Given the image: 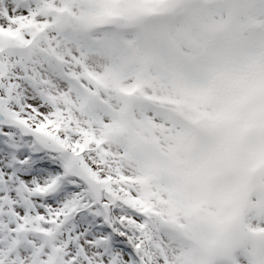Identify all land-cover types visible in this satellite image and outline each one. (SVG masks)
Returning a JSON list of instances; mask_svg holds the SVG:
<instances>
[{
	"label": "snow or ice",
	"instance_id": "1",
	"mask_svg": "<svg viewBox=\"0 0 264 264\" xmlns=\"http://www.w3.org/2000/svg\"><path fill=\"white\" fill-rule=\"evenodd\" d=\"M0 264H264V0H0Z\"/></svg>",
	"mask_w": 264,
	"mask_h": 264
}]
</instances>
